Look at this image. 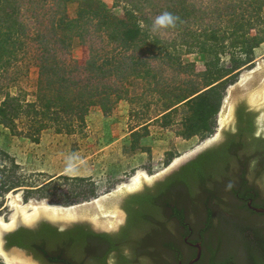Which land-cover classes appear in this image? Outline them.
<instances>
[{"label":"trees","instance_id":"1","mask_svg":"<svg viewBox=\"0 0 264 264\" xmlns=\"http://www.w3.org/2000/svg\"><path fill=\"white\" fill-rule=\"evenodd\" d=\"M75 1L77 16L71 17L68 6ZM144 1L116 0L125 8L119 16L103 0H0L1 73L20 57L35 58L39 67L36 99L7 94L0 103V124L38 141L47 128L80 131L94 107L110 114L127 100L133 117L139 118L130 129L127 149H146L141 140L152 124L175 125L183 138L213 134L228 87L243 68L254 64L255 50L264 42V0H209V8L197 0H168L160 25L173 37L155 28L158 17L147 14ZM151 8L158 10V4ZM76 39L90 47L85 64L72 57ZM195 52L213 54L216 61L199 71L185 59ZM223 56L229 57V65L218 64ZM24 116L19 130L17 120ZM256 117L240 104L236 131H225V141L157 182L159 191L130 195L123 203L128 222L120 232L95 231L88 223L60 230L43 221L9 233L6 247L26 249L44 264H108L113 251L118 252L116 264H128L135 260L120 253L123 247L136 250L140 242L135 233H153L160 215L165 216L164 207L171 212L165 229L173 239L184 244L185 236L192 235L201 241L202 256L195 264H264V214L250 212L246 202L258 199L264 207V132L257 135ZM0 154L11 158L1 149ZM21 186H26L22 180L1 178L0 195ZM237 194L245 202L225 199ZM245 209L248 215L241 212ZM170 219L178 220L184 232L175 222L168 223ZM174 255L177 264L182 257Z\"/></svg>","mask_w":264,"mask_h":264},{"label":"rangeland","instance_id":"2","mask_svg":"<svg viewBox=\"0 0 264 264\" xmlns=\"http://www.w3.org/2000/svg\"><path fill=\"white\" fill-rule=\"evenodd\" d=\"M103 1L115 14L124 15V3L117 4L116 0ZM151 2L152 0L144 1L147 14L152 17L160 16L161 24L164 22L162 14H165L169 1ZM197 3L209 8V0H197ZM156 4L158 10L155 11L151 6L155 7ZM78 8L77 1L70 3L69 15L76 17ZM27 18L30 19V16H26ZM206 20H211L209 15ZM160 24L155 25V28H159L162 33L166 32L170 37L174 36L172 31L161 28L163 26ZM72 57L80 64H85L90 58L89 45L80 43L78 39L74 40ZM22 59L20 57L19 61L11 64L8 71L4 70V74L0 70V103L7 94L21 96L26 101L36 99L39 67L35 58ZM185 59L195 62L197 69L203 71L207 63H215L216 56L195 52L185 55ZM228 60V56H223L218 64L229 65ZM254 61L253 65L239 72L233 84L240 81L242 72L264 65V42L256 48ZM227 95L228 90L225 98ZM27 109L28 107L24 108ZM219 114L215 132L205 138H183L177 135L175 125L162 127L160 124H152L150 134L146 136L148 141L143 143V139L141 140L146 149L137 150L126 147L131 144V127L139 123V118L133 117L131 104L127 100H121L110 114H105L99 106L94 107L86 117L85 127L80 131L67 134L57 133L53 127L47 128L42 131L38 141L0 124V149L11 157L9 159L0 154V179L22 180L26 185L0 195V216L5 221H10L9 215L16 208H10L9 203L18 193H22V206L34 199L48 205L70 207L95 201L115 191L121 184L130 183L140 170H145L149 176L156 175L180 156L217 136L220 130ZM25 121V116L17 120L19 130L24 127ZM11 159L19 165L18 168ZM60 175L69 176L70 179L59 178ZM79 177L87 179H75ZM0 261L6 263L1 256Z\"/></svg>","mask_w":264,"mask_h":264},{"label":"water","instance_id":"3","mask_svg":"<svg viewBox=\"0 0 264 264\" xmlns=\"http://www.w3.org/2000/svg\"><path fill=\"white\" fill-rule=\"evenodd\" d=\"M227 90L228 95L224 99L219 114L220 130L217 136L204 141L197 148L180 156L156 175L149 176L145 170H140L130 183L121 184L115 191L95 201L70 207L48 205L34 199L22 206V193L14 196L10 200L9 207L16 208V210L9 215L10 222L5 223L3 217L0 216V252L6 263L44 264L26 249L18 246L6 247V236L20 227H36L43 221L56 225L60 230H65L78 222H88L94 229L104 231L118 226L125 217L119 200L128 193L136 192L163 179L202 150L217 144L225 131L235 130V112L240 104L246 105L249 110L257 114V135L262 134L264 132V65L242 72L240 81L229 86ZM225 199L232 201L233 197L225 195ZM249 206L258 213H264V207L253 206L251 201ZM196 246L198 247L197 255L188 264H194L202 256L201 243Z\"/></svg>","mask_w":264,"mask_h":264},{"label":"flooded vegetation","instance_id":"4","mask_svg":"<svg viewBox=\"0 0 264 264\" xmlns=\"http://www.w3.org/2000/svg\"><path fill=\"white\" fill-rule=\"evenodd\" d=\"M235 115H236L235 116V130H233L234 132L236 131L237 109H236ZM225 140H226V134L224 133L223 137L221 138V140L217 144H220V143H222ZM167 176H165L163 179L157 180L151 186H145L141 190H138L136 192L128 193V194L124 195L119 200V205H120L121 209L124 211L125 217H124L123 222H121L118 226L113 227L110 230H105L104 231V230H96L91 225L93 230L99 231V232H108V233H112V234L120 232L122 230V228L127 224L128 218H129L128 212L123 207L124 201L130 195H132L134 193L149 192V193L153 194V193L159 191L160 189L157 188L155 185L157 184V182L165 180L167 178ZM148 188H150V189H148ZM245 199H246V197L243 196L242 194H237V195H235L233 197V200L236 203H238V205L242 204V201L245 202ZM250 201L252 202L253 206L262 207V206H260V202H259L258 199L250 198V199H248L246 201L247 202V206H248V210L250 212H254L256 214H264V213H258L256 211H254L249 206V202ZM162 210H163V214H165V216L160 215V219L158 220V223H157L159 228L157 227V229L153 233H150V232L144 233L142 231L140 233H135L136 235H134L133 238H135L137 240V242H140V244H138V247H137L136 250H131L129 247H123L122 252H120V253H122L125 256H127L128 259H134L135 260V261L130 262L128 264H166V263L167 264H176L175 261H172V257L174 255L173 252H175V254H176V255H174L175 257H182V258H178L177 264H188V262L191 259H193L195 256L192 257L188 261H187V257H189V255L193 254L194 252L197 255L198 247L196 246V244L201 243V241H198L196 239V237H194L192 235L185 236V238H184L185 243L184 244L181 241L179 243V241L173 239L174 237L173 236L171 237V235L165 229V223H166L165 222L166 221L165 217H169V214H171V212L169 211L167 213V210L164 207H162ZM241 212L242 213H247V210L246 209L245 210H241ZM247 214H249V213H247ZM171 222H175L176 223V224L175 223L174 224L177 225L178 229L180 230V233L184 232V229L183 228L181 229L179 227L180 222L178 220L170 219L168 223H171ZM78 223H88V222H78ZM88 224H90V223H88ZM161 228H164V229H161ZM169 228L170 229H174V226L170 225V226H168V229ZM168 243H173L174 245H177L176 246L177 248L174 249V251H173V249H170L169 246L167 245ZM202 252H203V247H202ZM115 256H118V252L117 251H113L111 253V255L108 258V262L107 263L108 264H116L117 257H115Z\"/></svg>","mask_w":264,"mask_h":264},{"label":"clouds","instance_id":"5","mask_svg":"<svg viewBox=\"0 0 264 264\" xmlns=\"http://www.w3.org/2000/svg\"><path fill=\"white\" fill-rule=\"evenodd\" d=\"M165 15H167V14H165ZM154 23H155L156 25H159V24H160V18L158 17Z\"/></svg>","mask_w":264,"mask_h":264},{"label":"bare ground","instance_id":"6","mask_svg":"<svg viewBox=\"0 0 264 264\" xmlns=\"http://www.w3.org/2000/svg\"><path fill=\"white\" fill-rule=\"evenodd\" d=\"M4 222H5V223H8V222H10V221L7 222V221L4 220ZM0 256L4 259V256L2 255L1 252H0ZM4 260H5V259H4ZM7 263H8V262H7ZM10 264H11V263H10Z\"/></svg>","mask_w":264,"mask_h":264},{"label":"crops","instance_id":"7","mask_svg":"<svg viewBox=\"0 0 264 264\" xmlns=\"http://www.w3.org/2000/svg\"><path fill=\"white\" fill-rule=\"evenodd\" d=\"M146 141H148V140H147V137H144V138H143V143L146 142ZM143 143H142V144H143Z\"/></svg>","mask_w":264,"mask_h":264}]
</instances>
